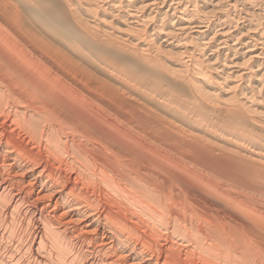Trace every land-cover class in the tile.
Here are the masks:
<instances>
[{
  "label": "bare ground",
  "instance_id": "6f19581e",
  "mask_svg": "<svg viewBox=\"0 0 264 264\" xmlns=\"http://www.w3.org/2000/svg\"><path fill=\"white\" fill-rule=\"evenodd\" d=\"M261 2L0 0V264H264Z\"/></svg>",
  "mask_w": 264,
  "mask_h": 264
},
{
  "label": "rangeland",
  "instance_id": "374dc122",
  "mask_svg": "<svg viewBox=\"0 0 264 264\" xmlns=\"http://www.w3.org/2000/svg\"><path fill=\"white\" fill-rule=\"evenodd\" d=\"M263 3V4H262ZM263 5H264V2H261L258 6L259 7H257V8H259L260 10L259 11H262L263 9H264V7H263ZM261 6V7H260ZM262 9V10H261ZM237 11V12H236ZM240 10L239 9H237V10H235V12H234V9H231V10H229L228 11V13H229V18H230V20L231 19H233V20H235V17L238 15V12H239ZM233 14V15H232ZM233 20H231L232 22H233ZM54 45H55V43H54ZM239 47H241V46H239ZM238 61V60H237Z\"/></svg>",
  "mask_w": 264,
  "mask_h": 264
}]
</instances>
